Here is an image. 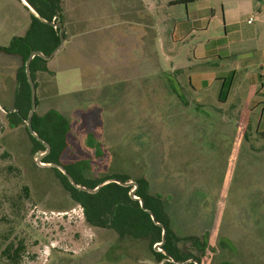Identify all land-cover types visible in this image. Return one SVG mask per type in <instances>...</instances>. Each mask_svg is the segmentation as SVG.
I'll list each match as a JSON object with an SVG mask.
<instances>
[{"label":"rangeland","instance_id":"1","mask_svg":"<svg viewBox=\"0 0 264 264\" xmlns=\"http://www.w3.org/2000/svg\"><path fill=\"white\" fill-rule=\"evenodd\" d=\"M113 1L114 10L107 11L111 15L100 17L111 21L94 34L111 37V58L90 64L85 54L78 58L77 68L57 71L58 91L46 100L70 110L67 105L74 103L76 107L79 100L96 97L101 91L105 97L109 85L100 72L107 71H112L111 78L119 80L117 89L123 92L109 102V117H105L103 125L106 143L100 146V154L89 147L91 130L90 134L81 131L84 127L72 120L69 147L61 155V163L89 158L88 176L121 173L131 181L146 177L149 186L163 191L167 204L176 195L173 198L179 200L173 210L179 215L173 221L177 227L182 228L184 221L192 231L202 225L216 230L206 238L208 248L204 254L187 238L178 236L174 242L180 252L200 259V264H264V134L255 131L259 109L248 115L240 99L248 86L245 72L238 74L227 102L216 101V83L205 92L204 99L209 100L210 107H186L175 96H179L178 92L172 90L170 96L158 88V74L153 77L144 70L148 66L146 59L135 54L134 45L139 43L136 29L121 24L125 8L130 18L135 13L132 2ZM144 1L146 19H151L150 25L163 36V46L168 45L169 39L163 33H170L173 21L182 17L181 7L170 6L169 0ZM219 2L206 0L205 4ZM12 4L17 7L14 0H0V22L5 23L0 32L1 45L19 33L9 24L10 16H14L9 9ZM100 5L95 4L94 10L102 12ZM215 13L217 17L211 20L208 30L197 31L194 39L220 33L219 7ZM147 40H153L151 33H147ZM192 40L187 37L179 42L176 53L162 59L167 69H186L192 62L186 51ZM80 48L85 51V44ZM4 60L1 56L0 67L7 61ZM73 61L74 56L50 59L53 65ZM88 63L99 74L92 82L85 74ZM162 77H168L175 89L173 77L164 73ZM36 94L38 114L42 106L39 92ZM11 109L12 106L0 107V264H11L1 254L10 241L24 245L19 264H163L155 261L147 239L119 238L113 229L109 237L100 236L85 222L82 208L72 201L52 167L36 164L39 153L32 151L25 122L9 125L7 112ZM242 128L247 130L243 136L239 133ZM188 203L191 210L186 214L184 207Z\"/></svg>","mask_w":264,"mask_h":264},{"label":"crops","instance_id":"2","mask_svg":"<svg viewBox=\"0 0 264 264\" xmlns=\"http://www.w3.org/2000/svg\"><path fill=\"white\" fill-rule=\"evenodd\" d=\"M14 1L17 3V7H14V4H12V6L9 5L11 14H14V16H10V13H6V15L8 14L7 16H10V26L19 30V33L14 36H24L29 28L32 13L23 0ZM89 1L90 0L60 1V22L63 26L64 39L61 47L50 59L53 57L61 59L63 56H74L76 57V61L70 64L59 63L53 65L50 59H46L47 70H37L34 74V82L36 85L35 93L39 92L41 97L40 102L42 107L41 112L38 113L39 115L44 114L50 109H54L63 115L69 121L70 125L73 120L76 124H79L78 126L84 127L81 131L86 130L87 134L92 132L91 137L95 142H100L101 146L103 143H106L104 140L103 125L105 117H109V102L114 100L116 96H120L123 92H119V89H117L118 85H116V83L119 84V82H117L119 80L111 78L112 71L100 72L103 78L106 77V81H108L107 83L109 85L105 88V97L103 96V91H101L96 97L92 95L91 97L79 100L78 103L80 105H76V107H74V103L67 105L70 106V110L65 109L64 105H55L53 103H48L46 100L49 94L54 95L58 91L57 71L77 68L78 58L84 57L83 55L85 54L89 56L90 64L99 59L111 58L114 51L111 37H96L94 34L96 31L100 30L102 26H105L111 21L100 17L111 15V13H107V11L114 10L112 7L114 1L91 0V2L94 1L91 4ZM205 1L206 0L168 1V4L172 7H181L182 17L173 21L170 33H163V35H166V38L169 39L167 40L168 45L166 46H163V36H161V33L156 31V27L154 28L153 25H150L152 24V20L146 19V4L144 0H121L123 4H130L132 2V8L135 10L134 15L130 18L128 12L127 14L125 13V8L121 12V24H123L124 28L127 27L130 29V27H133V29H136V36L139 43L136 46L134 45L136 49L135 54L138 53L140 57L146 59L145 62L148 66L147 68L144 67V70H149L150 75H153V77L155 74H158L155 75L156 78L158 77L156 79L158 88L165 90L166 94L170 96L173 91L178 92L179 96L178 94L175 96L177 98L180 97L178 100H181L186 107H210L208 103L209 100L204 99L205 92L213 85H216V83L219 89L216 101L220 103L227 102L232 95L233 84L238 74L245 72L248 86L245 87V93L240 99L244 101L243 104L247 107L248 115L253 114L252 112L257 108L259 109V113L256 115L257 118L255 119V131L256 133L262 132L264 134V0H220L219 3L213 5L209 3L205 4ZM99 2L102 12L94 10L95 4ZM107 6L109 7L108 9ZM218 7L220 9V20H218L220 33L208 36L205 39H194L197 31L205 32L208 30L211 20L217 17L215 12ZM249 17L254 18L250 23L247 22ZM111 24L117 25L118 23L115 24L112 22ZM4 25L5 23L1 20L0 32ZM147 33L152 34L153 40H147ZM187 37L193 38L192 46L188 47L186 50L192 62L186 66L185 70L184 68L174 69L172 66L167 69L162 59L169 57L168 54L176 53L178 49L177 44L186 40ZM81 44H85V51L81 50ZM79 51L81 53H79ZM1 56L5 57L4 61H7L0 67V107L12 106L11 111L7 112L8 114L14 109V93L17 84L16 74L20 66V59L16 55L3 52H0V57ZM90 64L85 74L90 75V82H92L96 79L94 75L97 76L99 74L98 72L95 74L94 67H91ZM243 69H245V71H243ZM185 72L186 74L184 76ZM162 73L174 78L175 89L171 88L172 83L168 77L165 79L162 77ZM179 78H183L180 79L183 80V84L180 83ZM102 82L104 81L102 80ZM164 85L166 87L165 89ZM199 92L202 93L200 94ZM195 94L196 97L194 98ZM236 100H239V96ZM36 102L38 103V100ZM111 106L113 107V104ZM246 128L248 129V127L244 129ZM90 130L92 131L90 132ZM246 132L247 130H243V128L239 131L241 136H243L242 134L245 135ZM89 147L97 151V148L91 145V143H89ZM83 160H89V158ZM149 190L151 194L161 197L164 210L169 218L170 227L176 236L183 238H188L190 236L207 238L213 231H216L214 228H208L203 225V227L200 226V228L192 231L187 227V225L190 226V224H186L184 221L182 222V228L177 227L173 218L176 217V214L179 215V212L173 210V207L176 202H178L179 198H173L176 196L173 195L171 196L172 198H169L171 203L167 204L165 198H163V191L159 192L157 189L154 190L151 186H149ZM185 205L184 212L188 214L190 213L191 206L189 203ZM92 228L100 236H108L110 232L108 228ZM115 236H117V234ZM210 247L213 249L215 246L211 245ZM219 264L221 263L219 262Z\"/></svg>","mask_w":264,"mask_h":264},{"label":"trees","instance_id":"3","mask_svg":"<svg viewBox=\"0 0 264 264\" xmlns=\"http://www.w3.org/2000/svg\"><path fill=\"white\" fill-rule=\"evenodd\" d=\"M47 21H61V0H28ZM64 35V34H63ZM59 43V28L41 21L34 14H31V22L24 36H14L7 45H0V52L16 55L20 59V66L16 74V89L14 93V109L7 114L8 123L15 127L25 122L30 106L31 92L25 73V61L34 50H40L44 55H49ZM47 60L41 56H34L30 62V74L34 82L37 70H47ZM34 86L35 82H34ZM32 128L44 141L50 145V151L42 158L45 163H58L73 177L78 185L94 188L97 184L106 179L115 178L122 182L131 178L121 173H111L101 177L92 178L87 175L89 160H79L68 164H62L61 155L69 147L68 131L69 121L58 111L50 109L42 115L34 112L32 116ZM25 129L32 142V151L41 153L45 146ZM95 129V126H94ZM92 131V130H91ZM88 137V136H87ZM91 145L97 148L100 154V142H95L92 137H88ZM55 176L63 188L68 191L72 201L82 208L84 220L90 227H101L113 229L119 238L126 236L141 239L145 238L149 242V247L157 263L163 264H194L185 262L188 259H196L200 264V259L188 253L180 252L175 247L174 242L178 236L172 231L169 218L164 210V206L159 195H153L149 190V183L145 177H138L134 181L137 186L135 195L143 202V208L137 199L129 196L132 185L123 186L116 182H109L102 185L96 192L91 193L80 190L70 183L69 179L58 169L52 167ZM27 193V187L24 186ZM153 213L156 224L146 211ZM162 226L165 228V241L161 244L164 253L154 250L155 243L161 241ZM194 246L204 254L208 247L206 237L199 238L190 236L187 238ZM222 245V241L219 243ZM24 250L22 242L14 244L9 242L5 245L1 254L5 255L11 264H19L21 252Z\"/></svg>","mask_w":264,"mask_h":264},{"label":"water","instance_id":"4","mask_svg":"<svg viewBox=\"0 0 264 264\" xmlns=\"http://www.w3.org/2000/svg\"><path fill=\"white\" fill-rule=\"evenodd\" d=\"M23 2L25 3V5L29 9V11L32 14H34L37 18H39L41 21H43L45 23H48V24L52 25L55 28L56 27L59 28V43L52 50V52L49 55H44L40 50H34V51H32L30 53V55L27 57V59L25 61V73H26L27 81L29 83L30 92H31V106H30V109H29L27 118L25 120V124H26V127L28 129V132L31 135H33L38 141H40L45 146V150L43 152L39 153L36 156V158H35L36 164H38V165H46V166L58 168L69 179V181L72 184V186H74V187H76V188H78L80 190H84V191L91 192V193L96 192L102 185H104L106 183H109V182H116V183L121 184L123 186L132 185L133 188L129 191V196L132 199H137L139 201L140 206L143 208V202H142V200L135 195V189H136V186H137V184H136L135 181L129 180V181H126V182H122V181H120L118 179L111 178V179H106V180L102 181L101 183L97 184L94 188H90V187L78 185L75 182V180L73 179V177L65 170V168L62 165H60L58 163H55V162H52V163H43L41 161L42 158L49 153V151H50V145L46 141H44L38 134H36L35 131L32 128L31 120H32V116H33V114L35 112V108H36V96H35L36 93H35L34 82H33V79L31 77V74H30V62H31L32 58L34 56H36V55L41 56L44 59H50L55 54V52L61 47V45L63 43V39H64L63 38V26H62V24H61V22L59 20H57V21H47L46 19H44L39 14V12L36 10V8L28 0H23ZM146 211L150 214L151 219L156 224H159L157 221H155V218L153 216V213L150 210H147V209H146ZM164 241H165V228L162 226L161 241L160 242H157L154 245V247H153L154 250H158V251H161V252L164 253V250H162V249L159 248V246ZM185 262H193L194 264H199V262L196 259H188Z\"/></svg>","mask_w":264,"mask_h":264},{"label":"built area","instance_id":"5","mask_svg":"<svg viewBox=\"0 0 264 264\" xmlns=\"http://www.w3.org/2000/svg\"><path fill=\"white\" fill-rule=\"evenodd\" d=\"M253 20H254L253 17H249V18L247 19V22L250 23V22H252Z\"/></svg>","mask_w":264,"mask_h":264},{"label":"flooded vegetation","instance_id":"6","mask_svg":"<svg viewBox=\"0 0 264 264\" xmlns=\"http://www.w3.org/2000/svg\"><path fill=\"white\" fill-rule=\"evenodd\" d=\"M155 244H156V243H155ZM155 244H154V245H155ZM160 246H161V245H160ZM160 246H159V248L161 249V247H160ZM153 247H154V246H153ZM207 248H208V247H207ZM207 248H206V249H207Z\"/></svg>","mask_w":264,"mask_h":264}]
</instances>
